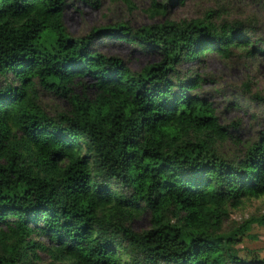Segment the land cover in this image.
I'll return each mask as SVG.
<instances>
[{
	"label": "trees",
	"instance_id": "16d2710c",
	"mask_svg": "<svg viewBox=\"0 0 264 264\" xmlns=\"http://www.w3.org/2000/svg\"><path fill=\"white\" fill-rule=\"evenodd\" d=\"M185 1L153 0L151 12L164 16ZM67 7L0 0V76L15 81L0 89V264H41L40 253L51 264H264L236 249L238 232L264 217L221 232L228 207L264 198V133L240 157L222 156L219 145L233 135L197 93L203 80L179 71L209 53L262 55V42L242 20L216 24L214 12L76 39L64 23ZM107 38L161 59L134 72L97 50ZM39 87L70 109L49 116ZM146 211L152 228L137 233L130 223Z\"/></svg>",
	"mask_w": 264,
	"mask_h": 264
},
{
	"label": "rangeland",
	"instance_id": "374dc122",
	"mask_svg": "<svg viewBox=\"0 0 264 264\" xmlns=\"http://www.w3.org/2000/svg\"><path fill=\"white\" fill-rule=\"evenodd\" d=\"M100 7L95 8L83 0H68V7L64 15V23L67 33L72 38L88 36L93 29L115 25H126L133 30L156 23L172 21L176 23L204 20L207 14L214 12V22L221 24L234 20H242L249 29L253 39L260 40L264 45V0H186L174 3L169 7L164 16H154L151 12L153 0H96ZM165 5L168 0H156ZM257 27V28H256ZM255 28V29H254ZM98 51L107 56H117L123 59L128 67L139 72L147 65L160 61L156 53L143 51L135 45L115 39H102L96 44ZM258 66V67H257ZM180 74L187 76H199L203 80L198 94L203 98L215 95L211 91L213 85L223 84L230 89L254 90L259 88L264 92V54L250 57L246 52L236 50L231 59H224L218 54L209 53L204 58L195 62H187L179 68ZM15 84L11 75L0 76V89L7 85ZM78 93L82 90L76 89ZM39 101L43 110L52 118H58L60 114L70 109L68 102L53 94L46 93L38 88ZM219 107V105H217ZM229 108L224 112L228 113ZM223 123V117L219 119ZM227 128L234 133L233 138L219 145L218 152L230 159L240 157L244 147L259 140L264 128L253 135L248 123L239 117L230 118ZM113 188L121 191L119 185ZM229 217L226 219L222 233L237 232L244 223L252 218L264 217V198L252 199L243 202L237 209L228 207ZM130 227L137 233H143L152 228V217L148 211L136 217ZM240 243L236 246L241 259L252 261L264 260V224L253 223L246 232L237 235ZM36 241L47 244L46 238H36ZM41 264H51V258L46 253H40ZM125 261L129 258L123 256Z\"/></svg>",
	"mask_w": 264,
	"mask_h": 264
},
{
	"label": "clouds",
	"instance_id": "9594fccd",
	"mask_svg": "<svg viewBox=\"0 0 264 264\" xmlns=\"http://www.w3.org/2000/svg\"><path fill=\"white\" fill-rule=\"evenodd\" d=\"M47 35L48 33H44V38ZM248 50L249 48L240 49L242 52H247ZM210 87L215 95L205 97L204 99L212 109L210 112L211 115L215 116L218 120L223 117L221 127H227L230 118L239 117L248 123L253 135L264 128V92H261L259 88L254 90L240 89L236 91L223 84ZM225 108H229L230 111L225 113ZM126 114L130 115V110ZM171 130L172 126H166L161 129L165 133H170ZM228 132L236 134L231 129H228Z\"/></svg>",
	"mask_w": 264,
	"mask_h": 264
}]
</instances>
